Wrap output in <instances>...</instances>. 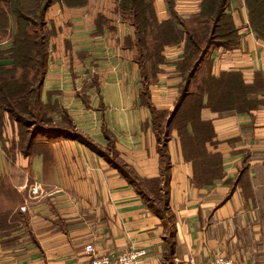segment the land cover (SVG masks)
Here are the masks:
<instances>
[{
    "label": "crops",
    "instance_id": "crops-1",
    "mask_svg": "<svg viewBox=\"0 0 264 264\" xmlns=\"http://www.w3.org/2000/svg\"><path fill=\"white\" fill-rule=\"evenodd\" d=\"M200 2L173 0L181 23ZM153 6L159 22L170 19L165 0ZM227 11L238 38L210 46L188 81L185 31L158 45L157 59H138L134 47L98 44L88 11L74 13L90 25L87 45L69 43L58 18L41 100L56 106L51 117L68 134L11 157L0 132V264H85L87 243L97 255L143 247L141 264L217 253L264 264V39L243 0ZM130 32L119 27V40ZM26 180L43 194L13 229V192L26 197Z\"/></svg>",
    "mask_w": 264,
    "mask_h": 264
},
{
    "label": "trees",
    "instance_id": "trees-1",
    "mask_svg": "<svg viewBox=\"0 0 264 264\" xmlns=\"http://www.w3.org/2000/svg\"><path fill=\"white\" fill-rule=\"evenodd\" d=\"M5 1L8 8L5 9L0 6V35L3 36V32H6L9 22L8 16L11 17L13 14V30H11L13 34V56L11 63H3L0 60V113L2 111L13 112V120L25 128L26 149L18 151L28 155L37 151L42 144L41 138H46L49 135L62 136L68 134L64 133L63 125L58 124L51 117V112L56 109V106L43 103L41 100L40 90L49 52L48 35H53L54 30L41 28L44 24L43 19H40V25H37L39 28L34 27L35 21L31 17L32 13L43 15L42 10L50 5L52 0ZM165 1L170 19L161 22L156 18L152 0H119L116 2V9L118 10V7L121 9V12L119 11L121 17L128 20L134 28L133 38L125 36L123 45L134 47L139 54L138 59L142 58L143 55L148 59L153 54L154 59H157L158 45L178 41L182 31H185L186 55L182 68L186 72L185 79L188 81L210 46L233 45L238 38L232 17L226 11L229 0H201L199 11L192 16L195 22L197 21V25L191 31L192 28L182 26L184 20L181 23L182 19L173 9V0ZM85 3L86 0H79L74 3H67V5L79 7L85 6ZM243 3L247 6L250 29L264 39V15L254 16L252 13L253 11L264 13V0H244ZM96 18L93 20L95 25L93 33L95 34L101 32ZM149 45L153 46L148 49ZM8 63L10 68L5 67ZM187 87L188 83L182 85L181 95L184 94ZM11 89H13V95L9 94ZM33 102L36 104V108H39L45 123L42 125V129H37L34 132L32 129L29 131L25 123L35 117L34 111L31 109ZM64 119H62V124L67 125L68 123ZM38 134L41 136L37 137ZM2 140L4 139L2 138ZM3 148L6 151V146ZM159 208L156 211L162 212V209Z\"/></svg>",
    "mask_w": 264,
    "mask_h": 264
},
{
    "label": "rangeland",
    "instance_id": "rangeland-1",
    "mask_svg": "<svg viewBox=\"0 0 264 264\" xmlns=\"http://www.w3.org/2000/svg\"><path fill=\"white\" fill-rule=\"evenodd\" d=\"M77 1H79V0H52L51 3H49L50 5H48L45 9L42 10L43 11V15H41L42 17L39 14H33V13L31 14V17L35 21L34 22L35 26L34 25L33 26L39 28L37 25H40V19L41 20L43 19L44 24H43V26H41V28L43 27L45 30H49L50 28H52L54 30L53 33L55 34L57 32V30H56L57 23L59 22L58 18L60 17V21L66 22V23L62 22V23H64V26H62V24H61V28L63 30L67 31V40L69 41V43L73 42L76 44L80 41L81 42L80 45H87L90 42V37L88 36V34L90 33V30H91L89 28L90 25L83 23V19H81V18H79V19L74 18V15H75L74 13L76 11L77 12L88 11V21L90 19H92L93 25H94L93 20L97 17L96 20H97V23L99 24L100 31H101V32L97 33L98 38H100L98 40L99 41L98 44H100V45H118L120 42L121 45H123V42H124L123 40H124L125 36H131L133 38V31H134L133 26L130 24V22L128 20H125L124 18L121 17V13H120L121 9L119 7H118V10L116 9V2L117 1L119 2V0H86L85 6H79V7L78 6H76V7L71 6L70 7L69 5H67V3H74ZM152 2H153V0H152ZM177 2H178V4L179 3L182 4V3H186V0H177ZM243 2H244V0H243ZM192 3H193V1H192ZM89 5L92 7L91 9L86 8V7L89 8ZM0 6L2 8H5V9L8 8L7 2L5 0H0ZM228 6H229V3L226 7V11L228 9ZM244 6L246 9L247 22H248V25H250L248 10H247V6L245 3H244ZM189 9H192V8H189ZM182 12H184L183 8H182ZM252 13L254 16L264 15L263 12L253 11ZM77 15H79V14H77ZM182 15L187 17V20H184L183 26H185V28H192V29H190V31L193 30L194 27H196V25H197V21L195 22V19L192 17L193 15H189L187 13H182ZM8 17L10 18V15ZM188 17H190V18H188ZM63 19H65V20H63ZM10 26H12V30H13V14L11 15V22L10 23L8 22L6 32H3V36L0 35V41L3 40L2 41L3 44L0 45V51H1L0 52V60L3 63L12 61V56H13V53H12L13 45H12V43H11V45H8L10 42L13 41V38H12L13 34H11V32H10ZM129 26L131 28V32L128 34H125L123 36L121 35L122 37L119 40V38H118L119 36L117 35V30L119 29V27H122L125 30V32L127 33V29H129ZM94 27H95V25H94ZM94 31H95V28L93 31H91V33H93ZM103 32H106V33L102 34ZM73 34L76 38L73 37ZM70 35H71V37H70ZM57 40H58L57 37L52 38V36L48 35V49H50V47H51L49 45L56 44ZM200 45H203V44H200ZM79 48H80V46H79ZM79 48H77V49H79ZM97 52H98V54H97L98 55V61L100 62V64H104L105 63V52L103 50H101V48H99ZM103 66H105V65H103ZM5 67L10 68L9 63L7 65H5ZM99 68H100L99 72L102 71L100 73H102V74L107 73V69H104L105 67H99ZM109 73L111 74L112 72L108 71V74ZM75 77H77V76H75ZM110 83L112 85H115L114 88L117 89L116 84H114L111 81H110ZM12 87H13V84H12ZM9 94L13 95V89L9 90ZM11 108L13 109V105ZM17 108H19V105H17ZM31 109L34 111L35 117L33 118V120H30L29 122L27 121L25 123L28 126L29 131L32 129V131L34 132L37 129H42V125L45 123L43 121V117H41V112H40L39 108H36V104L34 102L31 104ZM50 123H52V122H50ZM0 132L2 133L5 144L7 145L5 152L7 153L8 156L13 157L15 154L20 153L18 150H22L24 148L26 149V146H25V144H26V130L23 126L19 125V123L17 124L16 121L13 120V112L2 111L0 113ZM36 136L40 137L41 134H38ZM27 182L29 184L31 181H27ZM28 184L25 185L26 189H28L27 188ZM25 196L26 197L23 198L22 193L21 194L18 193L17 195H15V193L13 192V229L18 228L16 226L15 221L21 220V216H20L19 211H21V212L26 211L27 210V208H26L27 204L32 199H35V198H29L28 192H27V195H25ZM152 197L156 198L158 200L160 199V202L156 200V206H157V203H159L158 206L160 207V204L162 202V199L160 198L161 196L156 197V195H152ZM151 201H153V200H151ZM20 203H22V204H20ZM23 205H24V209H21V206H23Z\"/></svg>",
    "mask_w": 264,
    "mask_h": 264
},
{
    "label": "built area",
    "instance_id": "built-area-1",
    "mask_svg": "<svg viewBox=\"0 0 264 264\" xmlns=\"http://www.w3.org/2000/svg\"><path fill=\"white\" fill-rule=\"evenodd\" d=\"M29 198H36L43 193L42 185L38 181H32L27 186ZM26 202V201H25ZM24 209V205L21 206ZM85 251L89 253V258L85 264H141L142 257L146 253L143 247H131L125 251L116 254H92L93 245L91 243L85 244ZM186 264H239L229 256L222 254H214L208 261H196L193 256L188 255Z\"/></svg>",
    "mask_w": 264,
    "mask_h": 264
}]
</instances>
